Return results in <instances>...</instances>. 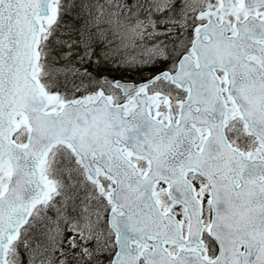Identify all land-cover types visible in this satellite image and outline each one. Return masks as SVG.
I'll list each match as a JSON object with an SVG mask.
<instances>
[{"label": "snow or ice", "instance_id": "1", "mask_svg": "<svg viewBox=\"0 0 264 264\" xmlns=\"http://www.w3.org/2000/svg\"><path fill=\"white\" fill-rule=\"evenodd\" d=\"M0 264H264V0H0Z\"/></svg>", "mask_w": 264, "mask_h": 264}]
</instances>
